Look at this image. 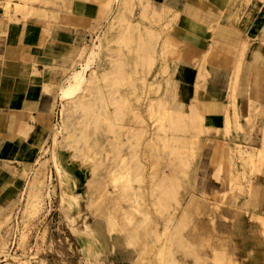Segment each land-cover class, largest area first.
I'll use <instances>...</instances> for the list:
<instances>
[{"label": "rangeland", "instance_id": "374dc122", "mask_svg": "<svg viewBox=\"0 0 264 264\" xmlns=\"http://www.w3.org/2000/svg\"><path fill=\"white\" fill-rule=\"evenodd\" d=\"M248 1H250V0H248ZM248 1L243 0V3L246 4ZM259 1L262 2V0H259ZM2 2H3V0H1V3ZM97 2L99 4V8H100L99 14L102 15V19H101L102 21H100L98 28L94 31V33H91V35L87 36V39H85V41H83L81 44H79V47H78L77 53H76V57L73 59V61L71 62V64L68 67L62 68V78L57 83L54 84V88L57 89L58 102H57V106L55 107L54 112H53L52 121H50V139H49L48 145L45 146V148H47V149L46 150L41 149V153H39V156L37 157V159L35 160L34 163L24 165V171L22 174L23 178H24L23 187H22L21 191L19 192V195L17 196L15 201L11 205H7V207L10 206V209L7 210V215H8L9 219H7V221H5V222L2 219H0V234L2 233L0 235V237L3 239L4 243L6 242L3 247L0 246V250H1L0 251V263L11 261L12 260L11 256H14V255H15V257H19V258L20 257L21 258H30L33 255L34 256L37 255V256H44L45 258H47L49 264H58L56 262L57 258L59 260H62L61 264H66L64 261L65 260L64 256L58 257L55 254H53L52 252H48V248L44 247V244H46V241H47V233H48V230L46 229L45 225L47 223V220H48L50 214H52L54 211L57 199L59 197H61L60 193H63V198L65 197V192H71L70 189L72 190V192L74 194H76L78 188L81 186L83 181L88 176L91 177V179L97 180L95 182H96V184L99 183L98 185L102 186L105 184L106 185L105 186L106 192H110L112 190V185L110 184V182H108L106 180L108 177L107 176V174H108L107 169L109 167L111 160L110 161L107 159L105 160V158H106L105 157V154H106L105 151L108 152L112 146L116 150H119L121 153L124 151L122 153L123 155L125 154L124 156L128 155V151H129V155L126 156L127 161L129 162L128 164L129 165L134 164V166L135 165L138 166L136 171H132L131 182H130V184L132 183L131 184L132 189L128 191V196H129V199L131 201L129 199H128V201H122L121 205L122 206L124 205L123 207H125V208L129 207L128 203H132L133 205H137V211L139 210L138 213L140 215L143 212L142 210H145L146 206H147V208L149 207V209L147 211L149 212L150 217L153 218V220H154L153 221L148 215L149 222L150 221L152 222V223H150V226L154 225L156 227L157 234H158V235H156L157 237L155 235L152 236L151 234L145 235V237H146L145 240L147 242H150L151 240L153 241L151 243V246L148 248V250L146 252V257L148 258L149 262L154 263V255L156 254V251L159 248V244L163 242V239L168 237V240H167L168 247L166 249L167 255L166 254L165 255L170 260L172 258L173 259L175 258L174 259L175 263H173L172 261H169L166 264H192V263H194V264H264L263 224L261 221V217H257L254 215V214H260V215L264 216V155H263L264 153H262V151L264 152V146L261 145L262 144L261 142L263 141V135H262L261 128H262V125L264 122V108L261 106V99L263 98L262 97V95H263L262 84H264V83L262 82V83L257 84V88H256L257 91H255V94L252 97V102H251L252 104L250 103L249 100H247L249 103L247 106L246 113L244 115L238 113L237 119L240 121V123H242L241 129H235L233 126V123H231L230 124L231 130H229L230 132H228L226 134L224 127H223V124L217 125V127L214 128L211 125L206 124L204 122V119L202 120L204 128L205 129L209 128L210 130L208 129L206 131L205 129H203V131L199 133L200 137L198 138L197 144L192 147L191 154H189L190 163L187 167L188 170L185 169L186 172H183L184 175H182L181 169H180V171H181L180 172V171H178V168H176L177 169L176 171L178 172L179 176L181 175L182 177L180 176V178H178V175L177 176L173 175L174 178L176 179V181H174V182H173V180H174L173 177L170 179L172 181V184H174L175 182H176L175 183L176 186L180 184V186H179L180 188H177L179 194H177L176 186L173 188L172 184L169 185L168 182H170V180L167 176L165 177V174H170V173L173 174V170H174V168L171 169V166L168 167V165H170V164L168 163V157H167V150L168 149H167V147H164L165 148L164 149L161 144L159 145L160 142H158L157 147H155L153 145V146H150V149H149L148 145L146 146L145 141H144L145 139L147 140L146 137L149 135V133L151 132V130L154 128V125H155L153 122L154 121L153 119L155 116L152 119L150 117V114H148L149 113L148 109H147L148 102H150L151 99H156L161 94V92H163L164 87H166L170 90L173 89L171 91V93L174 92V90H175V92H178L177 89H175L174 86L170 83L169 74L167 73L168 70L166 69L167 60L172 59L173 53L163 55L161 53V50H160L162 41L165 37V31H166L165 23L167 21L164 22V19H163L161 13L159 11L155 10L152 5H148L147 7H145V4L147 2L146 0H125V2H124L125 6L123 4V6H124V7L122 6L123 8L122 7L118 8L114 1L112 2L110 7H108L107 4L105 3L106 0H97ZM238 2H241V0H238ZM28 3H29V5L32 4L31 6H33V7L36 6L35 9L39 13L37 12L38 14H36V11L34 9V12H32V14L27 15L26 17H29V16L30 17L31 16L37 17V16H39L37 18H39L42 22L44 21L46 24L52 23L56 19L54 11L58 12L59 10H63V12H64L67 10L66 11V13H67L69 11V8H70L67 6L69 3V0H39V1L38 0H30V1H28ZM143 6L145 7V13L144 14L141 12ZM7 10L9 11L10 8H7L5 11L7 12ZM66 13L64 14V16H62L61 21H62L63 25H65V23H68V22H66V20H64ZM115 15H116V17H115ZM118 19H119V22H118ZM120 19H121V21H120ZM116 23H118V25ZM114 24L117 25L116 28H115L116 25H114ZM129 24L131 27H133V29L135 28V30H137V31L132 30L131 34L133 37L134 36L137 37V34L141 31L144 32L145 29L151 30V31L153 30L155 32V34H157V35H155V37H156V39H155L156 40V43H155L156 51L153 53V65L151 66L150 70L149 69L147 70L146 68L144 69L143 67H141V65L140 66L138 65V66H136L135 69H133L134 68V66H133V53H132L131 48L133 47L132 45H134V43L132 42L131 44H126V46H124V45L120 44V41L117 38L118 35L122 32V30L125 28L124 26L129 25ZM66 25H68V24H66ZM110 28H112V29H110ZM120 29H121V31H118ZM263 31L264 30H262V32ZM103 32H106V33H104L106 36V39H103V42L99 47L100 49L95 48L94 58L91 61L90 67H91V69L94 68L99 75L104 70L109 71L111 68V64H110L111 60H113L115 58V56L117 55V50H120L122 52L124 58L126 57V59H127V60L125 59L126 64L124 66L128 67V68L125 67V70H124V66H123L122 71L124 70L123 71L124 76L127 74H128V76H125V77L123 76V78H125V80L122 78L120 80L119 84L117 83L118 85H121V86H118L115 83L112 86V90L114 89L113 92H115V94L113 93L114 94L113 96L115 98H119L123 94L120 97L121 100L118 99V102L121 101V102H119L120 105L123 102L124 104H122V105H124L125 106L124 108H126V109H124L122 106H120V110H121L120 117L121 118L120 117L119 118L121 120L119 118L116 120L114 117L112 118L113 112H111V111L114 110V108H113L114 106L111 107V105H112L111 102H110L111 105L108 104L109 103L108 100H105V102L107 104L104 102L106 105L105 104L102 105L103 104L102 101L96 102V104H95L96 110L102 109V111L105 110L104 113L108 112V114H106L107 121H105V119L102 115L101 116L99 115L100 116L99 120L101 119L100 120L101 122H99L101 129L98 126L99 128L97 127L96 131L95 132L93 131V133H94L93 135H92V132H89L90 133V138H89L90 149L87 152V156L84 157L85 161L84 160L82 161L85 164L83 163V165H79V164H77V162H73L74 160L71 159L69 156H67L68 155V151H67V147H66L67 145H64L63 137L66 133L67 124H65V122L63 120L65 108H64V101L61 97V93L64 90V88L69 84V82L71 80L70 76L72 75L73 71L75 69H78L81 66V63H83V60L81 58V55H82L81 53L86 51L89 48V46H92L93 44L99 43V36L102 35ZM172 47H173V49H175L174 45ZM133 70L137 71V73L134 72ZM129 73H130V76H129ZM164 73H166V74L164 75ZM86 76H89L88 72H87ZM99 77H100V79H99ZM99 77L97 80L98 82L95 79L93 81L92 86L90 85L89 86L90 88L87 87V89L84 90V92L86 94L92 95V93H90V92L94 91L93 88L98 89V88L102 87L101 85L105 86L109 82V79H106V81L104 80L105 81V83H104L103 79L101 81V76H99ZM126 77H128L127 79L129 82L126 81L127 80ZM132 77H134V82H133V80H132V82L135 86L131 83ZM127 82L129 85L132 84L134 86L133 89H131L132 86L130 87V86L126 85ZM97 84L100 85V87ZM157 84L161 85L158 89H157V86H158ZM150 85H152V86H150ZM104 86L102 87V89L100 88L103 92H107L108 91L107 89L111 88L108 86V84H107L108 87L107 86L104 87ZM116 87H118L119 90ZM151 87H153V88H151ZM103 88H105L106 90ZM149 88L152 89V90L150 89V91H154V92H150ZM154 88H155V90H153ZM123 89H124L125 93H124ZM156 89H157L158 93H156ZM132 90H134L136 93V94H134V96H132L133 95ZM124 96L126 99L123 98ZM176 96L177 95H175L174 98L172 97V100H170V102L172 101L171 106L173 105L172 107L175 106V108L181 107L182 109H186L190 102H195L194 99L192 100V98H185L184 99V98H177ZM97 103L99 105H97ZM130 104H132V105L130 106ZM230 104H231V102H230ZM126 105H128V106L126 107ZM132 109H134V111ZM232 109H233V107L231 108V115H232ZM100 110H97V111L100 114H102ZM124 110H125V112H124ZM128 110H129V112L132 110L133 114H132V112L129 113ZM127 112H128V114H127ZM135 112H136V114H135ZM123 114H125L124 118H122ZM134 114L137 115V118L139 117L138 119H136V123H138L139 121H142L143 125L141 124V126H139L141 122H139L138 124H135V119H132ZM108 115H111V116H108ZM77 116L78 115H76V118H77ZM70 117H69V119L71 121L72 120H73V122L76 121L75 116L72 117V115H71ZM102 118H103V120H102ZM125 118H127V119L129 118V119L126 120ZM135 118H136V116H135ZM231 118L233 119V117H231ZM109 120L112 122L114 120L113 123L111 122V125H114V126L108 127L109 126V123H108ZM122 120H123V122H122ZM131 120H133L134 122ZM118 121H121V122H118ZM105 122L108 124H106ZM105 126H106V128H105ZM118 126L120 128H122L121 126H123L124 128L121 129V131H120V128ZM143 126L145 128H147V130L145 128H143ZM125 127H127V128H125ZM129 127H133V128H139L140 127V128H142L141 130H143V131L140 134L139 138L134 137L133 132H131V131H130V133H128L129 132L128 129H130ZM109 128H111V129H109ZM117 128H119V130ZM212 128H214V129L212 130ZM130 130H132V129H130ZM146 131H147V133H146ZM97 132H98V134H97ZM115 133H117V134H115ZM91 135L92 136L95 135L94 136L95 138L91 137ZM99 135H101V136H99ZM118 135L120 136L118 138L119 139L121 138L122 142H121V140H119L120 142L117 140L118 138H116V136H118ZM102 136H104L105 138H102ZM113 136H114V138H113ZM127 136H129L130 138ZM53 138L55 140L54 141L55 142L54 147H53ZM112 138L114 140H110ZM136 138L138 140H136ZM93 139H95V140H93ZM100 139L101 140L103 139V140L101 141ZM108 139L111 142L112 141L113 142L110 143V141H108ZM240 139H242L243 141ZM90 140H92V141H90ZM134 140L136 141V143ZM228 140L229 141L240 140L239 142L241 143V145L244 148L250 149L252 151V155H254V156H252V158H253L252 162L246 164L244 166V168H243V166H241V163L239 161L240 159H238L236 156H232L231 160L234 162V164H236V166L235 165L233 166L234 169L231 166L230 169L235 170L237 173L235 175V177L232 176V178H231V174L230 173L228 174V172L226 173V170H225L227 168V166H225L226 163H225V157H224V146L226 145V142ZM108 143L110 145H108ZM93 144L98 145V146H95L96 150L94 149L95 147H93ZM141 144H142V146H141ZM105 145L107 146V148ZM109 146H110V148H109ZM127 146H128V148H127ZM97 147L99 150H97ZM260 147H262L261 149H263V150L258 151L257 148H260ZM53 148H54V151L58 157L61 156L62 158H64L65 167L63 168L64 171H62L61 173L56 171L52 159L49 158L50 157V150H53ZM105 148L108 150H106ZM91 149L94 152H96L97 155L96 154L94 155V152ZM147 149L150 150L151 154H149V151ZM144 150H145V152H144ZM142 151L145 153L144 155L142 154L143 153ZM91 152H93V153H91ZM258 152H260V154ZM194 153H195V155H194ZM156 154H157V156H156ZM161 154H162V156H161ZM110 155H111V153H110ZM134 155H135V157L132 158ZM158 155L163 157V159L165 157L166 158L163 160ZM261 156H263L262 157L263 160L262 159L260 160ZM256 157H257L258 161H256ZM258 157H259V159H258ZM43 159H44V161H42ZM94 159H96L97 161ZM98 159H100V160H98ZM92 160H94V161H92ZM104 160L106 163L104 162ZM260 161H261V163H260ZM41 162L43 163V166L41 168L42 169L41 170L42 171L41 176H42V179L45 177L46 180L44 179V181H42V183L40 185L41 187H39L42 191H41V195H40V201L38 203L39 204L38 210L34 215H31V216L27 215L26 216V213L24 212V203H25V199H26V195H27L26 192H27V189L29 187L30 181L32 179L33 172L35 171L37 165H39V163H41ZM88 162H91V164ZM97 162H99V163H97ZM100 162H102V163H100ZM151 162H153V163H151ZM45 163H46V165H45ZM92 163H94V165ZM100 164H102V167ZM107 165H108V167H107ZM96 166L97 167L100 166L101 168L99 167V169L96 170V168H97ZM195 167H196V169L193 170V168H195ZM254 167H255V169H254ZM103 169H104V171H102ZM95 170L97 173L95 172ZM99 170H101V171H99ZM91 171H94V172H92L93 175L95 174L94 176L91 175L92 174ZM151 171H153L155 173L152 174L153 172L151 173ZM106 172H107V174H106ZM149 172L151 173V175ZM177 172H175V170H174L175 175L177 174ZM256 173L258 174V176ZM104 174H105V177H104ZM136 174L139 177H137ZM162 174H163V176L161 177ZM250 174H251V177H250ZM76 175H78V176H76ZM189 175H190V178H187V177H189ZM239 175H240V177H239ZM192 176H194V177H192ZM236 176H237V179H236ZM80 177H82V178H80ZM150 177H152L153 179L150 180ZM159 177H161V178H159ZM246 177L248 178V180ZM95 178H97V179H95ZM103 178H105V179H103ZM133 178H135V179H133ZM140 178H142V179H140ZM162 178H164V179H162ZM181 178H182V181L179 180ZM191 178H193V179H191ZM238 178L240 179V181H237V180H239ZM243 178H245L246 180L245 179L243 180ZM142 181H143V183H142ZM149 181H151V182L148 183ZM248 181H249V183H248ZM79 182L81 184H79ZM102 182H104V183L102 184ZM123 182H124L123 180L120 181V183H123ZM138 182H140V183L138 184ZM222 182L225 184L223 185ZM187 183H188V185H187ZM242 183L245 185H243ZM184 184H186V185L184 186ZM240 184H241L242 188H237V185H240ZM137 185L139 187H136ZM226 185L228 188L225 187ZM161 186H167L171 189H176L175 193L178 195L176 202L170 201L168 203L171 206L168 205V207H167V204H166L167 209L166 208H158L157 204H155V202H156L155 199H153V197L150 198V196H152L151 195L152 190L155 187H161ZM230 186L231 187L233 186V189ZM133 189H135L136 191ZM137 189H139V190L141 189V190L139 191ZM147 189L150 191V193ZM183 189H185V190L183 191ZM186 189H187V191H186ZM226 189H228V190H226ZM225 190L229 191V192H226ZM232 190L234 192L233 195H232L233 192H231ZM235 190H236V192H235ZM237 190H239V192ZM181 191H182V194H181ZM133 192H134V194L136 193L134 197H133L134 194L132 195ZM139 192H141V193H139ZM230 192H231V194H230ZM143 193H145V194H143ZM180 194L183 196L182 201H181V195ZM217 196H218V199H217ZM130 197H132V198H130ZM188 198L189 199L194 198V200L192 199L194 202L192 203V200L189 201ZM186 203H187V205H186ZM195 205H198V206L195 207ZM217 205H220V206H217ZM216 207L217 208L219 207V208L217 209ZM11 208H12V210H11ZM198 209H199V211H197ZM10 210H11V212H9ZM88 210H90V209L88 208ZM128 210H129V208H128ZM157 210H159V211H157ZM137 211L134 210L132 212V215L134 216V218L138 219V218L142 217L143 214L140 216L137 213ZM179 211H181V212H179ZM160 212H164V213L162 214ZM184 212L185 213L188 212L189 214L187 213V215H185ZM170 214L173 216H171ZM180 215H181V217H180ZM171 219H172V221H171ZM180 219H182L183 227H184V225L188 226V228L186 227L187 230H186V228H183V227L179 230L180 232L178 230H175V226L178 224L177 222ZM184 220H185V222H184ZM23 222L24 223L26 222V223L24 224ZM186 223H188V224H186ZM165 226H167L169 229H172V232L169 229H167V231H165L164 230ZM101 227H103V226L101 224L96 225L95 220H94L93 223L89 226V229L90 230L95 229L97 231ZM183 229H185V230L183 231ZM175 231H176V233H175ZM43 232H44V234H42ZM172 233L173 234L175 233L174 234L175 236ZM22 235H24V238L21 239ZM170 235L171 236L173 235V237H171ZM182 237H185V238L191 240L192 242H194V245L196 247L201 248L197 257L196 256L193 257L191 254L187 253L186 251H185L186 253L184 251H182L184 249L178 243V239L182 238ZM174 238H177V239H175L176 242H175ZM172 239H173V241H172ZM13 240H14V244H13ZM19 241H20V243H19ZM210 247L218 248L221 252H223L224 256H225L223 258V260H218V261L213 260V258L211 256ZM173 248H174V250H173ZM136 249H139V246L136 247ZM176 249H178L179 251ZM169 250H170V252H169ZM113 252L117 253L118 251H113ZM127 252H130V251H127ZM90 253H91V251H90ZM172 253L175 255V257ZM185 254L189 255L190 257L189 256L185 257ZM117 256H119L121 259H124V258L129 259L130 263L132 262L124 250H121V252L119 251ZM198 256L201 257L200 258L201 260L199 259V262H198ZM184 257H185V260H183ZM227 259L230 261H228ZM178 260L180 262H178ZM216 262H220V263H216Z\"/></svg>", "mask_w": 264, "mask_h": 264}, {"label": "crops", "instance_id": "0c3cea01", "mask_svg": "<svg viewBox=\"0 0 264 264\" xmlns=\"http://www.w3.org/2000/svg\"><path fill=\"white\" fill-rule=\"evenodd\" d=\"M146 1L170 23L167 38L175 49L167 60V73L178 91L176 97L196 95L204 122L215 128L223 124L226 105L231 115L228 95L237 75L234 106L244 115L252 76L254 94L257 84L264 83V2ZM67 6L75 13L74 20L64 17L68 23L63 25L67 10H59L46 24L34 16L13 14L12 9L6 12L0 0V215L23 187L24 165L34 163L48 145L58 102L54 84L62 78V68L71 64L79 44L102 21L97 0H69ZM70 191L63 201L57 199L45 225L48 252L64 256L66 264H131L117 256L119 251H112L103 227L89 229L94 217L81 200L72 199L76 194Z\"/></svg>", "mask_w": 264, "mask_h": 264}, {"label": "bare ground", "instance_id": "6f19581e", "mask_svg": "<svg viewBox=\"0 0 264 264\" xmlns=\"http://www.w3.org/2000/svg\"><path fill=\"white\" fill-rule=\"evenodd\" d=\"M28 1L30 0H3V7H4V10H6L7 8H10L13 10V14L15 13H21V16L23 17H26L27 15L29 14H32V12H34V9L36 8L29 5ZM39 1V0H38ZM115 2L116 3V6L119 8H121L124 4L125 6V0H106V4L108 7L111 6L112 2ZM248 1V0H247ZM262 2H264V0H262ZM46 3V2H45ZM249 3V2H248ZM145 4V3H144ZM40 5V4H39ZM148 5H150V2H146L145 4V7H147ZM152 5V4H151ZM123 6V7H124ZM122 7V8H123ZM145 7L143 6L142 8V13L144 14L145 13ZM40 8V7H39ZM45 9V8H44ZM8 11V10H7ZM36 11V9H35ZM38 11H36V14ZM5 13V11H4ZM35 14V13H34ZM42 14V13H41ZM37 16V15H36ZM75 16V13H73L71 11V9L69 8V11L66 13V20H74L73 17ZM153 16V15H152ZM12 17V16H11ZM22 17V18H23ZM30 17V16H29ZM28 17V18H29ZM35 17V16H34ZM39 17V16H37ZM116 17V15H115ZM114 17V18H115ZM122 18V17H121ZM12 18H10V21H11ZM15 19V17H14ZM116 19V18H115ZM60 20V19H59ZM13 21V20H12ZM110 21V20H109ZM114 21V20H113ZM121 21V19H120ZM75 22V21H74ZM112 22V21H111ZM110 22V23H111ZM116 22V21H115ZM118 22H119V19H118ZM70 23V22H69ZM113 23V22H112ZM118 25V23H116ZM114 24V25H116ZM170 23L167 21L165 23V27H166V31H165V37L162 41V44H161V53L163 55H167V54H172L174 53V49H173V43L171 42V40L169 38H167V30H168V27L170 28ZM111 25V24H110ZM117 25L115 26V28L117 27ZM112 26V25H111ZM113 27V26H112ZM125 28L122 30V32L118 35V39L120 41V44L121 45H124L126 46V44H131L132 42L134 43V45H132L133 47L131 48L132 49V53H133V66L135 69L136 66H140L143 67L144 69L146 68L147 70L151 69V66L153 65V53L156 51V48H155V43H156V37L155 35V32L152 30H144L139 32L137 34V37H133L132 36V30H135V28L133 29V27L129 25H126L124 26ZM135 27V26H134ZM114 28V29H115ZM123 28V27H122ZM138 28V27H137ZM112 29V28H110ZM139 30V29H138ZM165 30V29H164ZM262 30H264V27L262 28ZM109 31V30H108ZM113 31V30H112ZM118 31H121L118 30ZM137 31V30H135ZM106 32H103L102 35L99 36V43L97 44H93L92 46H89V48L82 52L81 54V58L83 60V63H81V66L78 68V69H75L72 73V75L70 76L71 77V80L69 82V84L64 88V90L62 91L61 93V97L64 101V117H63V120L65 122V124H67V128H66V133L63 137V141H64V145H67V151H68V155L71 159H73L74 161L73 162H77V164L79 165H83L84 162H82L84 160V157L87 156V152L89 151L90 149V142H89V138H90V133L89 132H92V135L94 134L93 131L95 132L97 127L99 126L100 127V124L99 122H101L99 120L100 116L102 115L105 119V121H107V117H106V114L107 113H104V111H102V109H97V110H100L102 114H100L97 110H96V102L97 101H102L104 105L106 102L105 100H108V104H110L111 102V107L114 106V110L111 111L113 112V116L112 118L114 117L116 120L120 117L121 115V110H120V106H122L123 108L125 107L123 102L122 104L120 105L119 101L118 102V99H120V97L123 95H121L119 98H115L113 95L115 94L114 89L112 90V86L116 83V85L119 84L120 80L123 78V71L125 70V67L124 66L126 64L125 62V59L126 57L124 58L122 52L120 50H117V55L115 56V58L113 60H111V68L109 71H103L100 75L97 73V71L93 68L91 69L90 67V64H91V61L93 60L94 58V54H95V48H99L100 45L102 44L103 42V39H106V36L105 34ZM114 33V32H113ZM264 33V31H263ZM109 34V33H108ZM111 34V33H110ZM135 35V34H134ZM95 40V39H94ZM246 46V45H245ZM128 47V46H127ZM129 48V47H128ZM100 49V48H99ZM130 49V48H129ZM99 51V50H98ZM101 51V50H100ZM116 51V50H115ZM241 54V53H240ZM243 55H241L242 57ZM107 57V56H106ZM240 57V58H241ZM127 60V59H126ZM236 60V59H235ZM242 60V59H241ZM237 61V60H236ZM128 63V62H127ZM110 66V65H109ZM108 66V67H109ZM124 66V70L122 71V68ZM128 68V67H126ZM142 69V68H141ZM166 69L168 70L167 66H166ZM129 70V69H128ZM163 70V69H162ZM102 71V70H101ZM134 71V70H133ZM87 72L89 73V76H86L87 75ZM126 72V71H125ZM137 73V71H134ZM100 73V72H99ZM233 73V72H232ZM125 74V73H124ZM134 74V73H133ZM166 73H164L165 75ZM101 76V81L103 79V81L106 79H109V82L107 83L109 87V89H107L108 91L107 92H103L101 89L104 85H101L102 87H100V85H98L100 88L98 89H94L93 92H90L92 93V95H88L84 92L85 89L90 88L89 86L93 84V81L96 79V81L98 80V77ZM111 76V77H110ZM125 76H128L125 75ZM124 76V77H125ZM129 76H130V73H129ZM236 77L237 75H235V79H234V82L233 84L231 85V89H230V92H229V97L231 99V105H233V109H232V115H229V112H228V108H227V105L225 106L224 108V121H223V127H224V130L226 132V134L228 132H230L229 130H231V126L230 124L233 123V126L235 129H241V124L240 121L237 119L238 117V112L236 110V107L234 106V98H235V89H236ZM128 77H126L127 79ZM100 79V77H99ZM125 80V78H123ZM131 79V78H130ZM200 79V78H199ZM123 80V81H124ZM134 82V77H132L131 79V83L133 84ZM158 80V79H157ZM156 80V81H157ZM238 80V79H237ZM100 81V80H99ZM104 81V83H105ZM128 81V79L126 80ZM98 82V81H97ZM96 82V83H97ZM129 82V81H128ZM127 82L126 85L128 86H132L131 89H133L134 86L131 84L129 85ZM200 82V81H199ZM95 83V84H96ZM103 83V84H104ZM118 83V84H117ZM159 83V82H158ZM161 83V82H160ZM107 84L105 86H107ZM122 84V83H121ZM125 85V84H124ZM156 85V84H155ZM157 89L161 86L159 84H157ZM96 86V85H95ZM104 86V87H105ZM107 86V87H108ZM118 86H121V85H118ZM152 86V85H150ZM256 86V83H255V78L252 76V79H251V82H250V86H249V91H248V100L250 101V103L252 102V97L254 95V88ZM97 87V86H96ZM127 87V86H126ZM129 87V88H130ZM195 87V86H194ZM200 87V86H199ZM118 90L119 88L116 87ZM115 88V89H116ZM153 88V87H151ZM149 88V91L150 89ZM100 89V90H99ZM105 89V88H103ZM116 89V90H117ZM135 89V88H134ZM157 89H156V93L157 92ZM163 89V88H162ZM194 89V88H193ZM106 90V89H105ZM104 90V91H105ZM152 90V89H151ZM155 90V88L153 89ZM173 90V89H172ZM170 89L164 87L163 89V92H161V94L156 98V99H151L150 102H148L147 104V109H148V114H150V117L153 119L154 117V128L151 130V132L149 133V135L146 137L147 140L145 139V144L146 146L148 145V148L150 149V146H155L157 147V144L158 142L159 145L161 144L162 147H167V157H168V163L171 166V169L174 168L175 172H177L176 168H178V171H182V175L183 172H186L187 167L190 163L189 161V154H191V149L194 145L197 144V141H198V138L200 137L199 136V133L203 131L204 126H203V123H202V120L204 118L203 116V111L201 110L200 108V104L198 102V99H196V95H193V99L195 102H190L187 106L186 109H182L181 107H172L171 106V102L170 100H172V97L174 98L175 95H177V92H172ZM124 91V89H123ZM133 91V95L136 94L134 90ZM197 91V90H195ZM150 92H154V91H150ZM114 93V94H113ZM125 93V91H124ZM130 93V92H129ZM174 93V94H173ZM195 93V92H193ZM170 94V95H169ZM172 94V95H171ZM119 95V94H118ZM156 95V94H155ZM125 98V96L123 97ZM122 98V99H123ZM139 98V97H138ZM126 99V98H125ZM192 99V100H193ZM129 101V100H128ZM56 102V101H55ZM105 102V103H104ZM99 103V102H98ZM97 103V105H99ZM249 103V102H248ZM107 104V103H106ZM105 104V105H106ZM173 104V103H172ZM252 104V103H251ZM132 104H130L131 106ZM230 105V107H231ZM101 106V105H100ZM128 105H126L127 107ZM255 106V105H254ZM63 107V106H62ZM108 107V106H107ZM122 108V109H123ZM131 108V107H130ZM112 109V108H111ZM126 109V108H124ZM134 111V109H132ZM130 111L128 110L129 113L132 112L133 114V111ZM125 112V110H124ZM127 112V114H128ZM62 114V113H61ZM136 114V112H135ZM133 116L132 119H135V124H138L139 122L141 126L142 124V121H139L138 123H136V119L137 118V115ZM72 115V117L75 116L76 118V115L77 118H76V121L73 122V120L71 121L69 119V117ZM100 115V116H99ZM112 115V114H111ZM111 115H108V116H111ZM69 116V117H68ZM136 116V118H135ZM125 117V114H123V117ZM128 117V116H127ZM233 117V119L231 118ZM71 118V117H70ZM121 118V117H120ZM119 118V119H120ZM72 119V118H71ZM126 120H128L127 118H125ZM151 119V120H152ZM103 120V118H102ZM111 120V119H110ZM108 121L109 123V126L108 127H112L114 125H111V122L112 121ZM121 120V119H120ZM206 120V119H205ZM130 121V120H129ZM133 121V120H131ZM114 122V120H113ZM112 122V123H113ZM118 122H121V121H118ZM123 122V120H122ZM134 122V121H133ZM106 123V122H105ZM106 123V124H108ZM99 124V125H98ZM105 124V125H106ZM145 124V123H144ZM151 124V125H152ZM143 125V124H142ZM152 125V126H153ZM116 126V125H115ZM136 126V125H135ZM48 127V125H47ZM98 127V128H99ZM119 127V126H118ZM122 128H120V131L121 129H123L124 127L121 126ZM106 128V126H105ZM104 128V129H105ZM119 128H117L119 130ZM127 128V127H125ZM130 129H128V133L133 132V136L134 137H138L140 136V134L142 133L143 130H141L142 128H133V127H129ZM143 128H145L143 126ZM150 128V127H149ZM152 128V127H151ZM101 129V127H100ZM111 129V128H109ZM147 130V128H145ZM209 129V128H208ZM207 128L205 129L206 131L208 130ZM214 128H212L213 130ZM234 129V130H235ZM49 130V129H48ZM92 130V131H91ZM99 130V129H98ZM107 130V129H106ZM105 130V131H106ZM116 130V129H115ZM127 130V129H126ZM210 130V129H209ZM262 135H263V141L261 142L262 146H264V122H263V125H262ZM102 131V130H101ZM100 131V132H101ZM110 131V130H109ZM112 131V130H111ZM119 131V132H120ZM237 132V131H236ZM240 132V131H239ZM126 133V132H125ZM124 133V134H125ZM147 133V131H146ZM98 134V132H97ZM105 134V133H104ZM109 134V133H108ZM107 134V135H108ZM117 134V133H115ZM231 134V133H230ZM91 137H94L92 136ZM144 135V134H143ZM201 135V134H200ZM54 136V135H53ZM101 136V135H99ZM124 136V135H123ZM132 136V137H133ZM244 136V135H243ZM120 137L119 135L116 136V138ZM129 137V136H127ZM235 137V136H234ZM95 138V137H94ZM102 138H105L104 136H102ZM114 138V136H113ZM110 139V140H114V139ZM115 138V139H116ZM130 138V137H129ZM244 139V138H243ZM95 140V139H93ZM101 140V139H100ZM99 140V141H100ZM103 140V139H102ZM101 140V141H102ZM106 140V139H105ZM108 139V141H110ZM118 141L121 140V138L117 139ZM136 140H138L136 138ZM242 140V139H240ZM240 140L238 141H235V140H231V141H227L226 142V145L224 146V157H225V163L227 166V168L225 169L226 170V173L228 172V174L230 173L231 174V178L232 176L235 177V175L237 174L235 170H233V166L236 164H234V162L231 160L232 159V156H236L238 159H240V163H241V166H244L250 162H252V151L248 148H244L241 143L239 142ZM54 138H53V147L55 145V142H54ZM92 141V140H90ZM100 141V142H101ZM126 141V140H125ZM135 141V140H134ZM141 141V140H140ZM243 141V140H242ZM104 142V141H103ZM113 142V141H112ZM110 141V143H112ZM120 142V141H119ZM122 142V140H121ZM127 142V141H126ZM125 142V143H126ZM138 142V141H137ZM147 142V143H146ZM92 143V142H91ZM96 143V142H95ZM107 143V142H106ZM124 143V144H125ZM136 143V141H135ZM246 143V142H245ZM121 144V143H120ZM139 144V143H138ZM137 144V145H138ZM108 145H110L108 143ZM116 145V144H115ZM129 145V144H128ZM95 146H98V145H94L93 144V147ZM106 146V145H105ZM117 146V145H116ZM133 146V145H132ZM140 146V145H139ZM142 146V144H141ZM145 146V145H144ZM190 147V148H189ZM63 148V147H62ZM107 148V146H106ZM105 148V149H106ZM110 148V146H109ZM128 148V146H127ZM135 148V147H134ZM143 148V147H142ZM262 147L260 148H257L258 151L260 150H263L261 149ZM44 150H46L47 148H43ZM42 149V150H43ZM96 150V147L94 148ZM104 149V150H105ZM120 149V148H119ZM155 149V148H154ZM165 149V148H164ZM92 150V149H91ZM97 150L98 147H97ZM108 150V149H106ZM148 150V149H147ZM93 151V150H92ZM134 151V150H133ZM132 151V152H133ZM149 151V154L150 153V150ZM166 151V150H165ZM94 152V151H93ZM91 152V153H93ZM124 152V151H123ZM122 152V153H123ZM143 152V151H142ZM145 152V150H144ZM142 153L143 155L145 153ZM41 153V152H40ZM101 153V152H100ZM103 153V152H102ZM105 160H111L110 164H109V167L107 169V181L110 182V184L112 185V190L110 192H106L105 191V184L104 185H98L96 184L95 181L97 180H94V179H91V177H87L83 183L81 184L79 182V184H81V186L78 188L77 192H76V195L73 196V200L76 201V200H81V202H83L91 211L93 217H94V220H95V223L96 225H102L105 229V231L107 232V234L109 235V237L111 238V241H112V244H113V247H112V250L113 251H120L121 250H124L126 252V254L128 255V257L131 259V264H166L168 263L169 261H172L173 263H175V258L173 259H169L166 257L167 253H166V249L168 247V244H167V240H168V237H166L165 239H163V242L159 244V248L158 250L156 251V254L154 255V263L152 262H149L148 258L146 257V252L148 250V248L151 246V243L153 242L152 240L150 242H147L145 240V235H149L151 234L152 236H156L158 235L157 234V230H156V227L154 225H151L150 226V223H152L151 221L149 222V212L147 211L149 209V207L145 208V210H142L143 212L141 213L142 217L140 218H134V216L132 215V212L134 210L137 211V205H133L132 203H128L129 204V210L128 208H125L123 207L121 204L122 201H128L129 199V196H128V191L131 190V176H132V171H136L138 166L134 164L133 165H129L128 161H127V158L126 156L129 155V151H128V155L124 156L119 150H116L114 147L111 146V148L109 149L108 152L105 151ZM111 153V155H110ZM139 153V152H138ZM137 153V154H138ZM260 154V152H258ZM262 153H264L262 151ZM97 155L96 152H94V155ZM133 154V153H132ZM147 154V153H146ZM193 154V153H192ZM195 155V153H194ZM258 155V154H257ZM264 155V154H263ZM146 156V155H145ZM157 156V154H156ZM160 156V155H158ZM162 156V154H161ZM160 156V157H161ZM135 155L132 157L134 158ZM159 157V158H160ZM263 156H261L260 160L262 159ZM53 161V164L55 166V169L57 172L61 173L63 170V168L65 167V162H64V158H62L61 156H57V154L55 153L54 151V148L53 150H50V157ZM104 158V157H103ZM149 158V157H148ZM152 158V157H151ZM163 159V157H161ZM166 158V157H165ZM164 158V159H165ZM69 159V158H68ZM86 159V158H85ZM157 159V158H156ZM163 159V160H164ZM196 159V158H195ZM236 159V158H235ZM259 159V157H258ZM96 160V159H94ZM92 160V161H94ZM100 160V159H98ZM104 160V162H105ZM159 160V159H158ZM263 160V159H262ZM41 161V160H40ZM44 161V159L42 160ZM72 161V160H71ZM85 161V160H84ZM97 161V160H96ZM152 161V160H151ZM256 161L257 160V157H256ZM72 162V163H73ZM103 162V161H102ZM100 162V163H102ZM195 162V161H194ZM91 164V162H88ZM99 163V162H97ZM106 163V162H105ZM109 163V162H108ZM153 163V162H151ZM166 163V162H165ZM167 163V164H168ZM261 163V161H260ZM28 164V163H27ZM38 164V163H37ZM36 164V165H37ZM85 164V163H84ZM94 165V163H92ZM104 164V163H103ZM143 164V163H142ZM194 164V163H193ZM255 164V163H254ZM46 165V163H45ZM87 165V164H86ZM101 167H102V164H100ZM256 165V164H255ZM42 166H43V163H39V165H37L35 171L33 172V175H32V179L30 181V184H29V187L27 189V195H26V199H25V203H24V212L26 213V216L29 215H34L37 210H38V206H39V201H40V195H41V189L39 187H41V183L42 181H44L45 177L42 179V176H41V173H42ZM77 166V165H76ZM89 166V165H88ZM106 166V165H105ZM167 166V165H166ZM196 166V165H195ZM232 166L233 169H230V167ZM248 166V165H247ZM246 166V167H247ZM254 166V165H253ZM97 167V166H96ZM100 167V166H99ZM99 167L96 168L99 169ZM100 167V168H101ZM106 167V168H107ZM190 167V166H189ZM194 167V166H193ZM219 167V166H218ZM221 167V166H220ZM251 167V166H250ZM237 168V167H236ZM259 168V167H258ZM83 169V168H82ZM88 169V168H87ZM93 169V168H92ZM91 169V170H92ZM192 169V168H191ZM196 169L193 168V170ZM221 169V168H220ZM239 169V168H238ZM247 169V168H246ZM251 169V168H250ZM249 169V170H250ZM255 169V167H254ZM84 170V169H83ZM95 170V172H96ZM174 170H173V174L170 173V174H165V177L167 176L169 178V180L174 176H177L178 175V178H180L178 172L177 174L175 175L174 174ZM101 171V170H99ZM104 171V169L102 170ZM143 171V170H142ZM180 171V172H181ZM196 171V170H195ZM234 171V172H233ZM78 172V171H77ZM94 172V171H91V173ZM153 171H151L152 173ZM194 172V171H193ZM247 172V171H246ZM97 173V172H96ZM150 173V172H149ZM150 173V175H151ZM155 172H153L152 174H154ZM225 173V172H224ZM250 173V172H249ZM81 174V173H80ZM101 174V173H100ZM172 174V175H171ZM194 174V173H193ZM227 174V175H228ZM246 174V173H245ZM257 174V173H256ZM255 174V175H256ZM93 175V173L91 174ZM95 175V174H94ZM93 175V176H94ZM174 175V176H173ZM187 175V174H186ZM242 175V174H241ZM78 176V175H76ZM80 176V175H79ZM137 176V174H136ZM163 176V174L161 175V177ZM219 176V175H218ZM229 176V175H228ZM254 176V175H253ZM258 176V174H257ZM104 177H105V174H104ZM135 177V176H134ZM139 177V176H137ZM156 177V176H155ZM154 177V178H155ZM159 177V178H161ZM182 177V176H181ZM185 177V176H184ZM194 177V176H192ZM226 177V176H225ZM240 177V175H239ZM250 177H251V174H250ZM79 178V177H78ZM82 178V177H80ZM167 178V179H168ZM177 178V177H176ZM187 178H190V175L189 177ZM230 178V179H231ZM247 178V177H246ZM77 179V178H76ZM97 179V178H95ZM105 179V178H103ZM135 179V178H133ZM142 179V178H140ZM139 179V180H140ZM149 179V178H148ZM153 178L150 177V180H152ZM164 179V178H162ZM161 179V180H162ZM193 179V178H191ZM236 179H237V176H236ZM235 179V180H236ZM239 179V178H238ZM245 178H243L244 180ZM46 180V179H45ZM83 180V179H82ZM124 181L123 183H120V181ZM178 180V179H177ZM182 181V178L179 179ZM226 180V179H225ZM224 180V181H225ZM246 180V179H245ZM248 180V178H247ZM105 181V180H104ZM163 181V180H162ZM176 181V179L174 178L173 182ZM186 181V180H185ZM184 181V182H185ZM192 181V180H191ZM237 181H240L237 180ZM242 181V180H241ZM134 182V181H133ZM151 181H149L148 183H150ZM159 182V181H158ZM230 182V181H229ZM29 183V182H28ZM45 183V182H44ZM101 183V182H100ZM104 182H102L103 184ZM140 182H138L139 184ZM143 183V181H142ZM154 183V182H153ZM176 183V182H175ZM174 183V184H175ZM181 183V182H180ZM223 183V182H222ZM240 183V182H239ZM247 183V182H246ZM249 183V181H248ZM107 184V183H106ZM137 184V183H136ZM161 184V183H160ZM168 184H172V181L170 180V182H168ZM173 185V188L176 186V184ZM178 184V183H177ZM192 184V183H191ZM225 183H223L224 185ZM243 184V183H242ZM159 185V184H158ZM168 185V186H169ZM186 184H184L185 186ZM188 185V183H187ZM235 185V184H234ZM245 185V184H243ZM28 186V185H27ZM135 186V185H134ZM156 186V185H155ZM178 186V187H177ZM176 186V189L177 188H180V184ZM136 187H139L138 185ZM149 187V186H148ZM154 187V186H153ZM226 188L227 185L225 186ZM231 187V186H230ZM235 187V186H234ZM134 188V187H133ZM141 188V187H140ZM233 189V186L231 187ZM237 188H242L241 184L240 185H237ZM245 188V187H244ZM93 189V190H92ZM171 189L167 186H161V187H155L153 190H152V196L153 199H155V204H157L158 208H166V204H167V207L168 204L170 201L171 202H176L177 200V194L178 193V189ZM249 189V188H248ZM135 190V189H133ZM139 190V189H137ZM141 190V189H140ZM139 190V191H140ZM148 190V189H147ZM174 190V191H173ZM175 190L177 191V194L175 193ZM185 189H183L184 191ZM228 190V189H226ZM225 190V191H226ZM241 190V189H240ZM136 191V190H135ZM134 191V192H135ZM149 191V190H148ZM187 191V189H186ZM239 192V190H237ZM134 192L132 193V195L134 194ZM145 192V191H144ZM226 192H229V191H226ZM233 192V190L231 191ZM230 192V194H231ZM236 192V190H235ZM138 193V192H137ZM141 193V192H139ZM150 193V191H149ZM186 193V192H185ZM225 193V192H224ZM136 194V193H135ZM135 194L133 195V197L135 196ZM145 194V193H143ZM181 194H182V191H181ZM180 194V195H181ZM234 194V192L232 193V195ZM184 195V194H183ZM225 195V194H224ZM231 195V196H232ZM60 199L61 201H63V193H60ZM137 196V195H136ZM149 196V195H148ZM142 197V196H141ZM189 197V196H188ZM193 197V196H192ZM132 198V197H130ZM143 198V197H142ZM149 198V197H148ZM182 198L183 196L181 195V201H182ZM189 199V198H188ZM194 200V198H191L189 199L190 200ZM217 199H218V196H217ZM216 199V200H217ZM130 200V199H129ZM149 200V199H148ZM192 200V203L194 202ZM71 201V200H70ZM131 201V200H130ZM151 201V200H150ZM187 202V201H186ZM152 203V202H151ZM218 203V202H217ZM172 204V203H171ZM175 204V203H174ZM187 205V203H186ZM221 205V204H220ZM220 205H217V206H220ZM74 206V205H73ZM145 206V205H144ZM156 206V205H155ZM171 206V205H170ZM198 206V205H195V207ZM153 207V206H152ZM183 207V206H182ZM215 207V206H214ZM143 208V207H142ZM176 208V207H175ZM217 208V207H216ZM219 208V207H218ZM217 208V209H218ZM10 209V206L7 207L4 209V212L0 215V219H2L4 222L7 221L8 218V215H7V210ZM154 209V208H153ZM167 209V208H166ZM12 210V208H11ZM11 210L9 212H11ZM133 210V211H132ZM171 210V209H170ZM150 211V210H149ZM156 211V210H155ZM159 211V210H157ZM161 211V210H160ZM182 211V210H181ZM179 211V212H181ZM185 211V210H184ZM199 211V209L197 210ZM139 212V210L137 211V213ZM141 212V211H140ZM186 212V211H185ZM184 212V213H185ZM135 213V212H134ZM160 213H164V212H160ZM170 213V212H169ZM183 213V212H182ZM188 213V212H187ZM187 213H185V215H187ZM10 214V213H9ZM12 214V213H11ZM136 214V213H135ZM139 214V213H138ZM159 214V213H158ZM189 214V213H188ZM140 215V214H139ZM140 215V216H141ZM149 215V217H148ZM152 215V214H151ZM167 215V214H166ZM171 215V214H170ZM169 215V216H170ZM10 216V215H9ZM164 216V215H163ZM173 216V215H171ZM137 217V216H136ZM165 217V216H164ZM176 217V216H175ZM181 217V215H180ZM188 217V216H187ZM151 218V217H150ZM183 218V217H182ZM191 218V217H190ZM24 219V218H23ZM153 220V218H151ZM178 219V218H177ZM1 220V221H2ZM154 221V220H153ZM172 221V219H171ZM262 224H263V231H264V218H262ZM158 222V221H157ZM168 222V221H167ZM166 222V223H167ZM177 222V221H176ZM185 222V220H184ZM188 222V221H187ZM24 223V222H23ZM26 223V222H25ZM24 223V224H25ZM154 223V222H153ZM178 224L175 226V230H180L182 227H183V222H182V219L178 220L177 222ZM189 223V222H188ZM186 223V224H188ZM7 224V223H6ZM190 226V225H189ZM188 228V226L184 225L183 228ZM165 231H167V229H169L167 226L164 227ZM173 228V227H172ZM186 228V230H187ZM2 229V228H1ZM171 230L172 232V229H169ZM185 229H183L184 231ZM174 231V230H173ZM177 231V232H178ZM180 232V231H179ZM167 233V232H166ZM176 233V231H175ZM174 233V234H175ZM2 234V233H1ZM0 234V235H1ZM23 234V233H22ZM44 234V232L42 233ZM168 234V233H167ZM173 234V233H172ZM173 234V235H174ZM185 234V233H184ZM173 235L171 237H173ZM264 235V234H263ZM175 236V235H174ZM157 237V236H156ZM162 237V236H161ZM24 238V235H22L21 239ZM20 239V240H21ZM177 239V238H174V240ZM25 240V239H24ZM171 240V239H170ZM23 241V240H22ZM173 241V239H172ZM176 242V240H175ZM6 243V242H5ZM4 241L3 239L0 237V246H4ZM20 243V241H19ZM178 243L181 245V247H183L184 250L182 251H186L187 253L191 254L193 257H197V255L199 254L201 248L200 247H196L194 245V242H192L191 240L185 238V237H182V238H179L178 239ZM170 244V243H169ZM176 244V243H175ZM139 246V249H136V247ZM173 246V245H172ZM6 247V246H5ZM180 247V248H181ZM171 248V247H170ZM3 249V248H2ZM211 249V256L213 258V260H223V258L225 257L224 256V253L221 252L218 248H214V247H210ZM174 250V248H173ZM178 250V249H176ZM1 251V250H0ZM4 251V250H3ZM2 251V252H3ZM127 251H130V252H127ZM179 251V250H178ZM1 252V253H2ZM168 252V251H167ZM170 252V250H169ZM174 252V251H173ZM185 252V253H186ZM181 253V252H180ZM166 254V255H165ZM173 254V253H172ZM170 255V254H169ZM174 255V254H173ZM18 256V255H17ZM184 256V255H183ZM186 256H189L187 254H185V257ZM12 257V260L9 261V262H4V263H0V264H49L47 258H45L44 256H32L30 258H19V257H15L14 256H11ZM175 257V255H174ZM185 257L183 260H185ZM190 257V256H189ZM180 258V257H179ZM201 257L198 256V262H199V259ZM4 259V258H3ZM196 259V258H195ZM210 259V258H209ZM6 260V259H5ZM181 260V259H180ZM194 260V259H193ZM201 260V259H200ZM228 260V259H227ZM187 261V260H186ZM212 261V260H211ZM230 261V260H228ZM178 262H180L178 260ZM177 262V263H178ZM214 262V261H213ZM222 262V261H221ZM185 263V262H184ZM189 263V262H188ZM216 263H220V262H216ZM194 264V263H192Z\"/></svg>", "mask_w": 264, "mask_h": 264}, {"label": "built area", "instance_id": "2783aa9c", "mask_svg": "<svg viewBox=\"0 0 264 264\" xmlns=\"http://www.w3.org/2000/svg\"><path fill=\"white\" fill-rule=\"evenodd\" d=\"M13 244H14V240H13Z\"/></svg>", "mask_w": 264, "mask_h": 264}]
</instances>
